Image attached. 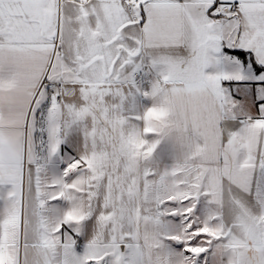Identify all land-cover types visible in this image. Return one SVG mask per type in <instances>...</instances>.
<instances>
[{
  "label": "snow or ice",
  "instance_id": "obj_1",
  "mask_svg": "<svg viewBox=\"0 0 264 264\" xmlns=\"http://www.w3.org/2000/svg\"><path fill=\"white\" fill-rule=\"evenodd\" d=\"M0 264H264V0H0Z\"/></svg>",
  "mask_w": 264,
  "mask_h": 264
}]
</instances>
